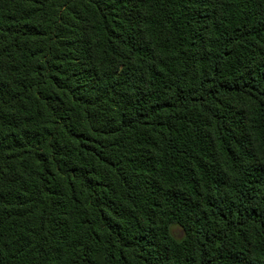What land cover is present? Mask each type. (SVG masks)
<instances>
[{"label": "trees", "instance_id": "16d2710c", "mask_svg": "<svg viewBox=\"0 0 264 264\" xmlns=\"http://www.w3.org/2000/svg\"><path fill=\"white\" fill-rule=\"evenodd\" d=\"M0 264H264V0H0Z\"/></svg>", "mask_w": 264, "mask_h": 264}, {"label": "rangeland", "instance_id": "374dc122", "mask_svg": "<svg viewBox=\"0 0 264 264\" xmlns=\"http://www.w3.org/2000/svg\"><path fill=\"white\" fill-rule=\"evenodd\" d=\"M170 232L172 236L176 239H181L184 235L182 228L177 225H172L170 227Z\"/></svg>", "mask_w": 264, "mask_h": 264}]
</instances>
